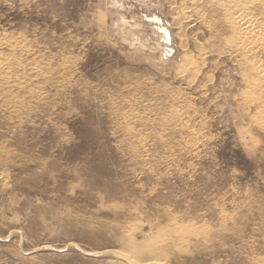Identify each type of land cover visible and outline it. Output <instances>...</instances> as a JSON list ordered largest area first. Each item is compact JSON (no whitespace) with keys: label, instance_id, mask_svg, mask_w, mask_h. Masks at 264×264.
<instances>
[{"label":"rangeland","instance_id":"374dc122","mask_svg":"<svg viewBox=\"0 0 264 264\" xmlns=\"http://www.w3.org/2000/svg\"><path fill=\"white\" fill-rule=\"evenodd\" d=\"M241 1L0 0V264H264Z\"/></svg>","mask_w":264,"mask_h":264},{"label":"bare ground","instance_id":"6f19581e","mask_svg":"<svg viewBox=\"0 0 264 264\" xmlns=\"http://www.w3.org/2000/svg\"><path fill=\"white\" fill-rule=\"evenodd\" d=\"M257 6H260L262 8L261 16L264 19V0H242L240 4H238L237 6L234 5V8H230L232 9L230 13V21L234 28L233 31L238 35V38L236 40H240V42L241 40L245 42L249 40V42H258V44L259 42L264 43V30H262V27H264V20H262V24L260 23V25H257L255 20H252L251 17H249L250 15H252L251 9L253 8L252 11H254L255 7ZM190 62L191 60L188 61V63ZM259 73L260 70L258 74Z\"/></svg>","mask_w":264,"mask_h":264}]
</instances>
